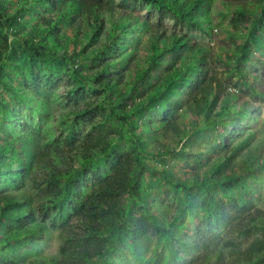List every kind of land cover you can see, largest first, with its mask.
Returning <instances> with one entry per match:
<instances>
[{"label":"rangeland","instance_id":"rangeland-1","mask_svg":"<svg viewBox=\"0 0 264 264\" xmlns=\"http://www.w3.org/2000/svg\"><path fill=\"white\" fill-rule=\"evenodd\" d=\"M157 1L0 0V196L30 210L16 220L0 204V264L57 258L61 212L119 157L136 173L119 207L145 216L146 232H105L112 238L94 264H206L216 255L220 264H264L263 253L238 252L263 232L264 217L235 230L264 211V0H175L191 7L186 16ZM35 16L58 17L61 30L43 55L23 41H34ZM172 32L190 42L162 49ZM43 151L66 170L48 208L34 187L42 171L32 160ZM17 221L41 236L9 239Z\"/></svg>","mask_w":264,"mask_h":264},{"label":"trees","instance_id":"trees-1","mask_svg":"<svg viewBox=\"0 0 264 264\" xmlns=\"http://www.w3.org/2000/svg\"><path fill=\"white\" fill-rule=\"evenodd\" d=\"M161 1L167 2L168 6L174 10V12H179L182 16L189 15L191 7L185 5L184 1L176 2L175 0H160L157 2ZM197 1L198 0H191L190 4L196 3ZM93 10L94 11L88 14V17L95 20L98 13L95 11L96 8H93ZM57 18L58 17L55 16H35L33 23H39V26L34 30L32 36L34 41L24 38L23 41L27 49L36 54L43 55L47 53V45L49 42H51L50 46L58 47L60 40L57 35L61 34V30L55 26ZM11 19L13 18L5 17L4 22L8 24ZM159 35L161 36L159 39L160 42L164 41V36H162V34ZM166 39L167 41H164V46L162 48L164 50H174L179 46L182 48L190 42L189 37L179 32L170 33ZM41 40H43L45 44H41ZM152 45L153 48L157 46L156 43H152ZM193 58L194 57L191 55L189 59ZM187 59L188 57L183 60ZM183 60L179 59V61ZM177 62L178 61L175 59H170L168 61L169 65L173 67L175 77L176 74L179 73V68H177L178 66L176 65ZM187 62L188 61H184V63ZM115 81H117V79L114 77L113 82ZM117 113L118 114L115 113L116 117L125 125V127H130L129 121L127 120V113L123 110H120ZM32 164L42 171L39 184L34 187L37 190L46 191L44 194L46 202H44L43 207L48 208L50 205H54V203L57 202L61 194L60 187L56 184V180L62 174H65L66 170L64 167L60 168L59 165L54 163L47 152L44 151L39 152L34 157ZM126 164V160H122L119 157V160L112 167L110 173L102 176L94 184L92 190L84 199H77L75 204L70 203L67 210L61 212L55 225L58 229V257L51 258L49 260L50 264H94V260L104 252L105 241L110 238L105 236V232L108 231V233H110L114 230L115 235H112V237L124 235L131 238H139L146 232V217L143 215L137 217L126 215L121 211L118 204V198L121 194L135 193L136 173H133L132 171L129 172ZM163 178L167 179L164 174ZM9 181L14 184H19V181L22 183V180L17 181L16 178L12 176L9 177ZM178 183L179 182L175 181L174 185H181ZM40 184H44V186L40 188ZM0 197L2 216L11 217L17 220L25 217V215H30V210L27 208H9L15 200L13 194L2 192ZM47 211L48 209L43 210L42 215L46 217ZM253 214L254 215L243 225H237L235 227L236 232L247 233L251 229V225H253V220L258 222L259 217H264V211L254 210ZM250 221L252 224H249ZM257 222L254 226H260L259 222ZM260 228L263 232L258 236L252 237L241 250L238 249L239 253L246 255L247 257L255 253L264 254V224L261 225ZM7 232L9 233V239L20 238L24 234L41 236L40 232L29 226L27 223L19 221L15 222V225L8 224ZM221 260L222 258L216 255L214 258L206 259V264H220ZM25 264L44 263L40 258H31Z\"/></svg>","mask_w":264,"mask_h":264}]
</instances>
